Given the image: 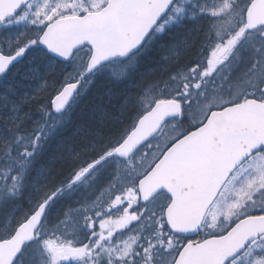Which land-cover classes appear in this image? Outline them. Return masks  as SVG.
Here are the masks:
<instances>
[{"label": "snow or ice", "instance_id": "obj_1", "mask_svg": "<svg viewBox=\"0 0 264 264\" xmlns=\"http://www.w3.org/2000/svg\"><path fill=\"white\" fill-rule=\"evenodd\" d=\"M0 90V264H264V0H0Z\"/></svg>", "mask_w": 264, "mask_h": 264}, {"label": "trees", "instance_id": "obj_2", "mask_svg": "<svg viewBox=\"0 0 264 264\" xmlns=\"http://www.w3.org/2000/svg\"><path fill=\"white\" fill-rule=\"evenodd\" d=\"M153 54H154V53H152V55H153ZM150 55H151V54H150ZM154 55H155V54H154ZM0 91H2V90H0ZM21 91H22V92H26V91H30V89L25 88V89H22ZM85 103H87V101H85ZM82 107H83V105H81L80 107L76 108V109L74 110V112L72 113V118H71V120H72V124L69 125V128H70V129H71L74 125H76V124H78V123L80 122V120H81V109H82ZM32 111H33L34 115H36V116L39 115V113L36 111V109H35L34 107H33ZM64 135H67V133H65ZM57 139H59V137H58ZM55 143H56V141L53 142V144H55Z\"/></svg>", "mask_w": 264, "mask_h": 264}, {"label": "rangeland", "instance_id": "obj_3", "mask_svg": "<svg viewBox=\"0 0 264 264\" xmlns=\"http://www.w3.org/2000/svg\"><path fill=\"white\" fill-rule=\"evenodd\" d=\"M71 118H72V116H71Z\"/></svg>", "mask_w": 264, "mask_h": 264}]
</instances>
